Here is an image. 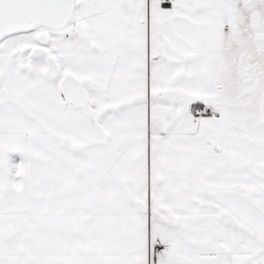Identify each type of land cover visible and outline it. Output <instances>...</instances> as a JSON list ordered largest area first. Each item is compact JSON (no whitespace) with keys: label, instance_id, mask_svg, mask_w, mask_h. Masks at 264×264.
I'll list each match as a JSON object with an SVG mask.
<instances>
[{"label":"snow or ice","instance_id":"obj_1","mask_svg":"<svg viewBox=\"0 0 264 264\" xmlns=\"http://www.w3.org/2000/svg\"><path fill=\"white\" fill-rule=\"evenodd\" d=\"M0 264H264V0H0Z\"/></svg>","mask_w":264,"mask_h":264}]
</instances>
